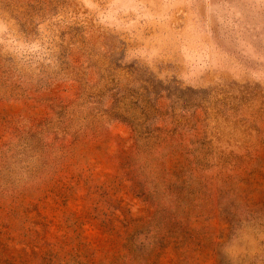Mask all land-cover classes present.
I'll use <instances>...</instances> for the list:
<instances>
[{
  "label": "rangeland",
  "instance_id": "rangeland-1",
  "mask_svg": "<svg viewBox=\"0 0 264 264\" xmlns=\"http://www.w3.org/2000/svg\"><path fill=\"white\" fill-rule=\"evenodd\" d=\"M264 264V0H0V264Z\"/></svg>",
  "mask_w": 264,
  "mask_h": 264
},
{
  "label": "clouds",
  "instance_id": "clouds-1",
  "mask_svg": "<svg viewBox=\"0 0 264 264\" xmlns=\"http://www.w3.org/2000/svg\"><path fill=\"white\" fill-rule=\"evenodd\" d=\"M252 237L245 227L236 230L232 238L223 245L222 252L232 264H239V258L251 244Z\"/></svg>",
  "mask_w": 264,
  "mask_h": 264
}]
</instances>
